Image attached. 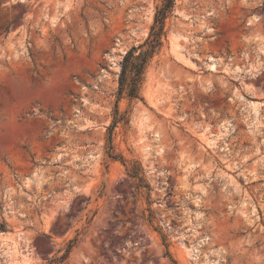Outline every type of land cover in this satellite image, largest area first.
<instances>
[{"label":"rangeland","instance_id":"1","mask_svg":"<svg viewBox=\"0 0 264 264\" xmlns=\"http://www.w3.org/2000/svg\"><path fill=\"white\" fill-rule=\"evenodd\" d=\"M160 5L0 0V264H264V0H174L131 100Z\"/></svg>","mask_w":264,"mask_h":264},{"label":"trees","instance_id":"2","mask_svg":"<svg viewBox=\"0 0 264 264\" xmlns=\"http://www.w3.org/2000/svg\"><path fill=\"white\" fill-rule=\"evenodd\" d=\"M173 4L174 0H161V5L155 9L153 24L150 28V33L148 34L147 38L138 47H132L125 53L121 62L119 94L121 93L126 81H129V86L127 87V96L131 100L138 98L137 91L143 70L148 60L162 46V37L164 36V21L171 13ZM139 49L142 50L138 52ZM135 53L137 54L135 55ZM113 125L114 122L110 125L109 129H111ZM75 243L76 238L70 240L67 244V249L65 252L60 257H55L50 260L48 264L63 263L67 259ZM168 257L171 258L169 254Z\"/></svg>","mask_w":264,"mask_h":264},{"label":"bare ground","instance_id":"3","mask_svg":"<svg viewBox=\"0 0 264 264\" xmlns=\"http://www.w3.org/2000/svg\"><path fill=\"white\" fill-rule=\"evenodd\" d=\"M214 65H215V64H214V60H213L212 58H210L209 68H210V69H214V67H215ZM187 170H189V169H187ZM3 239H4V241H5V240H8V238H3ZM9 240L12 241L13 238H10Z\"/></svg>","mask_w":264,"mask_h":264},{"label":"crops","instance_id":"4","mask_svg":"<svg viewBox=\"0 0 264 264\" xmlns=\"http://www.w3.org/2000/svg\"><path fill=\"white\" fill-rule=\"evenodd\" d=\"M245 93V92H244ZM250 94V93H249ZM254 97L256 98L257 96L254 95Z\"/></svg>","mask_w":264,"mask_h":264}]
</instances>
